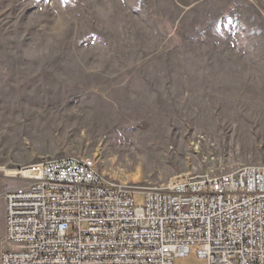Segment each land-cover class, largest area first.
Wrapping results in <instances>:
<instances>
[{
    "label": "rangeland",
    "instance_id": "1",
    "mask_svg": "<svg viewBox=\"0 0 264 264\" xmlns=\"http://www.w3.org/2000/svg\"><path fill=\"white\" fill-rule=\"evenodd\" d=\"M64 158L139 188L264 166V0H0V165Z\"/></svg>",
    "mask_w": 264,
    "mask_h": 264
},
{
    "label": "built area",
    "instance_id": "2",
    "mask_svg": "<svg viewBox=\"0 0 264 264\" xmlns=\"http://www.w3.org/2000/svg\"><path fill=\"white\" fill-rule=\"evenodd\" d=\"M1 177L23 185L2 194L14 250L0 264H174L192 248L205 264H264V166L145 188L108 182L79 158L0 165Z\"/></svg>",
    "mask_w": 264,
    "mask_h": 264
}]
</instances>
